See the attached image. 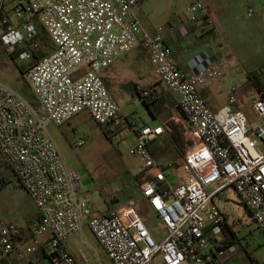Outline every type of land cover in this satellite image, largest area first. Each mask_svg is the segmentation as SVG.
<instances>
[{"label":"built area","instance_id":"2783aa9c","mask_svg":"<svg viewBox=\"0 0 264 264\" xmlns=\"http://www.w3.org/2000/svg\"><path fill=\"white\" fill-rule=\"evenodd\" d=\"M138 4L0 0V49L24 64L36 100L31 104L0 84V168L10 172L38 211V218L26 225L28 247L17 225L0 227L2 259L27 260L39 247L36 238L48 235V264H77L65 241L86 226L112 264H152L156 257L159 264H223L237 254V246L222 242L225 216L212 200L227 189L264 236V98L251 99L246 113L237 108L239 99L231 89L226 105L210 110L199 90L223 69L180 70L166 27L144 28L133 15ZM186 13L193 29H214L206 4L191 3ZM254 15L249 8L247 16ZM38 27L50 47L40 40ZM136 49L146 52L159 82L187 119L182 121L175 109L169 118L183 123L191 143L176 163L155 158L149 150L163 135L162 126L125 115L103 82L102 72ZM139 94L147 97L150 90ZM82 111H88L112 144L125 140L119 136L124 130L135 138L128 154L142 160L138 191L162 225L160 241L151 237L132 200L118 210L98 212L79 193L81 178L64 164L48 126L67 124ZM83 144L81 140L76 146Z\"/></svg>","mask_w":264,"mask_h":264},{"label":"rangeland","instance_id":"374dc122","mask_svg":"<svg viewBox=\"0 0 264 264\" xmlns=\"http://www.w3.org/2000/svg\"><path fill=\"white\" fill-rule=\"evenodd\" d=\"M194 1L139 0L137 8L142 20L138 21L146 29L165 27L169 22L182 20L185 8ZM235 2H237L235 5L237 22L231 29L224 31L221 48L218 47L221 56L218 66L223 69V74L210 86L221 97L229 96L231 89H234L233 95L239 99L238 109L249 113L250 100L259 97V92L248 75L257 79L264 95V0ZM249 8L258 12V16H247ZM38 34L42 42L47 40L40 27ZM137 56L139 58H136L135 54L129 55L123 61L113 64L103 73V77L106 88L121 106L122 112L125 115L131 114L130 116L141 122L151 119L144 100L138 95L147 87L139 85L138 88L136 87L139 91L137 93L134 84H155L157 78L153 73V67L147 61L146 52L142 50ZM14 57L15 55L10 57L0 49V84L21 92L26 86L28 87V83L24 74V64L15 62ZM134 57L139 63L138 70L132 68L131 61ZM255 124L258 122L252 126L254 127ZM48 132L66 167L80 176L79 193L87 197L91 209L118 210L132 200L136 208H141L144 223L151 237L157 241L164 237V230L159 220L151 210L144 209L140 205L144 200L139 194L134 177L142 170V160L128 154V150L135 145V138L127 130L119 134L125 140L114 145L88 111H82L67 124L59 127L49 125ZM81 140L84 141L83 146L77 147V142ZM0 182L3 183H0V187L3 186L0 189V226L15 224L20 228L24 220L21 209L26 210L28 205H33L7 169L0 168ZM215 203L227 214L229 225L239 241L247 246L258 263H264V236L256 229L233 190L228 189L220 193V198L218 201L215 200ZM47 239L48 235L36 238L39 243L38 248L43 251L38 252L41 258L40 264H48L44 256L50 248ZM30 244L28 239L27 247ZM65 245L75 257L77 264H112L86 226L81 232L71 234L66 239ZM79 251H82L87 259L86 263L80 260ZM6 260H11L10 264H16L13 262L15 259L1 257L0 264H6ZM152 264H159V257H156Z\"/></svg>","mask_w":264,"mask_h":264},{"label":"crops","instance_id":"0c3cea01","mask_svg":"<svg viewBox=\"0 0 264 264\" xmlns=\"http://www.w3.org/2000/svg\"><path fill=\"white\" fill-rule=\"evenodd\" d=\"M236 0H195L194 2H202L206 4L209 7L211 18L214 22V29L211 32H203L193 29L188 21H187V8L191 4H189L184 11V18L180 20L179 22H169L166 27V33L165 36L168 40V43L172 47L175 60L178 64V67L180 70H182L185 73H191L195 74L205 68L208 67H219V61H220V53L218 51V47L221 48L222 40L224 36V31L227 29H231L235 22H237V13L235 9V5H237ZM192 2V3H194ZM251 8V7H250ZM133 15L138 19L142 20V16L140 14L139 9L137 6L133 9ZM258 16V12L254 16ZM252 16V17H254ZM141 49H136L129 54L123 56L121 59H119L117 62L123 61L126 59L129 55L135 54V57L137 58L139 53L141 52ZM135 57L133 58L132 62V68L138 70L140 69L138 61L135 60ZM139 58V57H138ZM147 58V56H146ZM140 60V59H139ZM147 61L149 62V59L147 58ZM114 63V64H115ZM150 63V62H149ZM112 66V65H111ZM110 66V67H111ZM152 66V65H151ZM108 69V68H107ZM107 69L105 71H107ZM102 72V79L104 82V77ZM153 73L155 77L157 78V81L154 83H148V84H142L141 83H135L134 86L138 87L143 86L147 87V89L154 92V95L157 97L159 96V92H164L163 89L164 86L159 82L158 76L153 68ZM143 80V78L141 79ZM106 86V85H105ZM108 90V89H107ZM199 94L202 97V99L205 101L207 106L210 110L216 111L222 106L226 105L228 96L221 97L218 92L212 88L210 85L203 87L199 90ZM258 96H262L264 98L263 93H259ZM253 99V98H252ZM239 106H237L238 108ZM175 108L170 109L168 112H165L161 116H153L151 115L150 120H141V124L149 125V126H162V124L167 121L170 116L172 115V111H174ZM242 110V109H239ZM131 115V114H127ZM166 134L164 133L156 142L151 144L152 146H155L158 142H160ZM141 172H139L140 174ZM8 179V177L6 176ZM19 186V185H18ZM5 187V186H4ZM3 188V187H2ZM228 190V189H227ZM24 195H26L27 199H30L33 206H29L26 208V210L21 209L22 212V218L23 225L20 227V235L21 239L27 244L28 239H30V235L28 234V231L26 229V225L28 222L36 220L38 218V211L31 200V198L23 192ZM220 198V194L213 198L212 203L215 205L219 211H221L225 216V224L223 226V238L222 242L228 243L229 241L233 240V243L230 245H236L237 246V254L235 256L229 257L227 260L223 262V264H264V263H258L256 259L253 257L252 252H250L247 249V246H244L236 236L233 228L229 225V219L227 214L222 211L218 204L215 203V200L218 201ZM29 202V200H28ZM141 207L148 208L145 204V202L140 204ZM94 210V209H92ZM111 210V209H109ZM137 210H141L140 207L137 208ZM96 211V210H94ZM98 211V212H104ZM246 211V210H245ZM248 217L250 218L248 212L246 211ZM143 215V214H142ZM251 219V218H250ZM252 221V220H251ZM254 224V223H253ZM255 225V224H254ZM1 227V226H0ZM256 227V226H255ZM257 229V228H256ZM258 230V229H257ZM259 231V230H258ZM231 232L234 233V235L231 237ZM39 251H42L41 248L37 249L36 252L31 254L27 260H15L14 263H20V264H40L41 258L39 256ZM43 252V251H42ZM70 252V251H69ZM71 253V252H70ZM13 259V258H9ZM21 261V262H19ZM11 260H6V264H10Z\"/></svg>","mask_w":264,"mask_h":264},{"label":"trees","instance_id":"16d2710c","mask_svg":"<svg viewBox=\"0 0 264 264\" xmlns=\"http://www.w3.org/2000/svg\"><path fill=\"white\" fill-rule=\"evenodd\" d=\"M44 46L50 47L48 39L43 42ZM248 78L252 82L253 86L258 90L259 93L262 92L260 84L257 82V79L254 76L248 75ZM136 90V87H135ZM149 90V89H148ZM165 90V89H164ZM138 93V91L136 90ZM20 94L31 104H36V100L30 88L26 86ZM140 96V94L138 93ZM144 102L149 112L153 116H161L165 112H168L170 109H173L177 106L176 100L165 90V92L160 93L159 96H155L154 92L150 90V94L147 97L140 96ZM164 133L166 134L164 138L158 142L155 146H152L151 143L149 150L155 158H165L171 162H177L179 159L184 157L191 148V143L187 140L184 125L183 123H176L168 119L162 124ZM163 133V134H164ZM141 173L137 174L134 177L136 186L138 187L139 179ZM1 183V182H0ZM3 184V183H1ZM3 186L0 187V189ZM224 230V229H223ZM234 233L231 232V237ZM233 243V240L225 243V245H230ZM44 256L47 259L46 254Z\"/></svg>","mask_w":264,"mask_h":264},{"label":"water","instance_id":"95a60500","mask_svg":"<svg viewBox=\"0 0 264 264\" xmlns=\"http://www.w3.org/2000/svg\"><path fill=\"white\" fill-rule=\"evenodd\" d=\"M175 111L178 114V116L180 117V119L182 121L186 122L187 119L178 106L175 107Z\"/></svg>","mask_w":264,"mask_h":264}]
</instances>
